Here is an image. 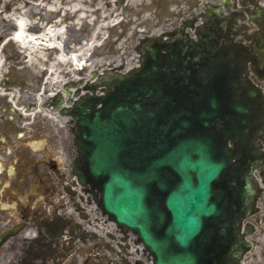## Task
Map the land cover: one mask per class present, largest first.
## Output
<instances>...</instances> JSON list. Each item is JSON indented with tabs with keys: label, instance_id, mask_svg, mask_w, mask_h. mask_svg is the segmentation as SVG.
<instances>
[{
	"label": "water",
	"instance_id": "95a60500",
	"mask_svg": "<svg viewBox=\"0 0 264 264\" xmlns=\"http://www.w3.org/2000/svg\"><path fill=\"white\" fill-rule=\"evenodd\" d=\"M173 32L143 40L139 66L95 74L75 98L65 87L54 108L76 120L79 181L98 183L99 206L153 264H242L264 168L263 94L246 74L254 51L220 48L207 25L200 45L184 25Z\"/></svg>",
	"mask_w": 264,
	"mask_h": 264
},
{
	"label": "flooded vegetation",
	"instance_id": "af4514ba",
	"mask_svg": "<svg viewBox=\"0 0 264 264\" xmlns=\"http://www.w3.org/2000/svg\"><path fill=\"white\" fill-rule=\"evenodd\" d=\"M208 34L219 46L231 38L257 51L248 72L264 91L263 56L258 55L264 49V0H226L220 14L209 17ZM138 60L108 68L129 70ZM67 122L70 129L74 120ZM40 129L35 117L11 107L8 115L0 116V234L12 231L0 247V264H96L95 257L107 258V251L113 249L112 242L102 241L83 223L89 215L82 205H97L98 183L88 178V184L74 189L73 133L69 145L63 130ZM257 175L264 185V169ZM247 221L254 226V243L264 221V189L258 211ZM83 252H88L84 259ZM118 264H127L125 257Z\"/></svg>",
	"mask_w": 264,
	"mask_h": 264
},
{
	"label": "rangeland",
	"instance_id": "374dc122",
	"mask_svg": "<svg viewBox=\"0 0 264 264\" xmlns=\"http://www.w3.org/2000/svg\"><path fill=\"white\" fill-rule=\"evenodd\" d=\"M31 2H33L32 10L34 11L31 18L43 25L36 31L41 33L44 29L53 28V31L61 32V36L55 40L60 41L66 49L76 46L78 49L79 46L88 45L83 40H90L97 25L102 22L97 19L82 28L79 32L83 37L77 40L71 35L73 29L69 28V25L76 23L75 18L65 13L64 3L61 7L53 2L45 4L42 0H31ZM123 2L124 0H114L111 4L115 6ZM27 3V0H0V9L9 18L13 11L20 15L21 10L17 8L21 5H26V8ZM108 4L105 2L106 6ZM218 4H222L220 0H147L131 8L122 6L117 12L122 13L124 20L117 26H107L110 22L103 25L100 33L94 37L93 52L90 56L78 57L80 62L87 58L82 70L75 68L71 60H59L53 49L46 48L47 53L44 56L34 54L35 56L30 58L26 47L23 46L21 51L19 44L10 39L14 25H11V22L0 23V56L3 58V66L0 70V116L8 115L9 108L16 107L19 114L35 117L41 131L61 132L63 130L64 137H68L69 145H71L72 136L67 118L63 119L64 115L52 108V99L60 90H64L65 79L76 76L89 81L93 70L107 68L110 64L131 65L140 55L136 47L141 44V40L136 39V34H132L136 28L145 29V33H150L155 26H165L161 32L164 31L163 36L168 38L170 31L184 24L190 37H195L191 36L194 34V29L188 21H193L194 27L203 24L205 21L203 15L207 6ZM172 9H175L173 13L170 11ZM45 19H48L50 24L45 25ZM169 20L172 22L170 25H168ZM67 26L68 29L64 32V27ZM156 35L161 36V33ZM149 36L151 35L146 34L144 38ZM79 41L82 42L78 43ZM54 78L57 82L53 80ZM38 85L40 87L36 88ZM6 88L10 92L2 94ZM40 91H42L41 95ZM33 101L36 103H30ZM255 237L253 248L247 253L244 264H264V221L260 224L259 232L255 234Z\"/></svg>",
	"mask_w": 264,
	"mask_h": 264
},
{
	"label": "bare ground",
	"instance_id": "6f19581e",
	"mask_svg": "<svg viewBox=\"0 0 264 264\" xmlns=\"http://www.w3.org/2000/svg\"><path fill=\"white\" fill-rule=\"evenodd\" d=\"M112 1L114 0H42V2H44L45 4L53 2L55 3V5H58L61 7H62V3H64V9L66 10L65 13L70 14L73 16V18H75L76 23L69 25V28L73 29V32H71V35L73 38L77 40H80L79 38L82 39L83 37L79 32L82 28H84L87 25H90L93 21H96L97 19L102 20V22L97 25L95 33L91 37V39L88 41L86 39L83 40L85 43L87 42L88 45L79 46V49H77V52H72V47L66 49L65 46H63L60 41L56 42L55 39L61 36V32L53 31V28H51L53 24L49 26L51 30L47 28V29H44V31L41 33H38L36 31L38 27H43V25L38 24V22L34 21L31 18L32 12H34L32 10L33 2H31V0H27L28 6L26 8H25L26 5H21L17 8L21 10L20 15H17L16 12L13 11L10 14V17L8 18L3 14V10L0 9V23L11 22V25H14L15 28L13 29V32H12L13 35L12 37H10V39H13L16 37L21 39L22 45L26 47L27 55H29L30 58H33L35 55L44 56L47 53L46 51L47 46H50L52 44H57L60 46L59 48L58 47L51 48V50L53 49L56 51L57 58L61 61L71 60L74 67L78 68L84 64V61L80 62L78 60V57L89 54L90 49H93L95 35L97 36L100 33L103 25L105 26L106 24L111 22V20L113 21L118 20L119 12L117 11L122 6L125 8L126 7L131 8L139 3H142V2L144 3L147 0H124L123 4L115 5V6L111 4ZM105 2L109 3L108 6L105 5ZM235 7H237V5H235ZM174 10L175 9H172L170 11L173 13ZM19 18H20V22L16 24V20H18ZM169 21L170 22H168V25L172 24L171 20ZM44 24L45 25L50 24V21L47 19L44 22ZM162 28H165V26H162V27L155 26L153 31H151L152 33L151 32L145 33L144 32L146 31L145 29L140 30L136 28L132 34H136L135 35L136 39L141 40L144 38L146 34H150L151 36L149 37H154L156 36V34H159V33L163 35L164 31L161 32ZM66 29H68V26L64 27V32ZM196 31H197L196 34H198L199 29H197ZM163 38H166V37L163 36ZM81 42L82 41H79L78 43H81ZM2 66H3V58H1L0 56V70L2 69ZM53 80L57 82L56 78H54ZM41 93L42 91L39 92L40 95Z\"/></svg>",
	"mask_w": 264,
	"mask_h": 264
}]
</instances>
